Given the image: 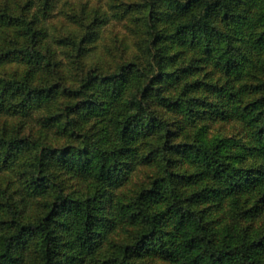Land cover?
<instances>
[{"label": "trees", "instance_id": "trees-1", "mask_svg": "<svg viewBox=\"0 0 264 264\" xmlns=\"http://www.w3.org/2000/svg\"><path fill=\"white\" fill-rule=\"evenodd\" d=\"M59 1L0 4V64L24 65L0 77V113L38 132H0L2 164L36 148L16 198L0 202V264H264V0H141L127 9L137 55L108 73L85 66L94 23L52 36ZM54 44L78 60L75 77ZM155 108L194 136L173 143L179 128ZM209 123L236 131L209 135ZM151 163L159 175L116 192ZM61 173L83 185L67 191Z\"/></svg>", "mask_w": 264, "mask_h": 264}, {"label": "rangeland", "instance_id": "rangeland-1", "mask_svg": "<svg viewBox=\"0 0 264 264\" xmlns=\"http://www.w3.org/2000/svg\"><path fill=\"white\" fill-rule=\"evenodd\" d=\"M26 0H0V4L4 5L7 2L12 9L19 10L20 6L25 4ZM141 0H61L56 7L51 11L49 19L50 33L52 36L64 37L68 39L72 34L83 35L86 29L91 23L95 24V29H100L97 38L89 44V53L87 54L86 68L99 63L100 69L104 73H108L115 70L116 67L124 61L137 55L140 33L137 31V27L133 23H129L127 9L129 6H134ZM5 33V32H4ZM4 35V34H3ZM7 38V37H6ZM5 38V39H6ZM7 41V39H6ZM7 48H10L11 38L8 40ZM12 43L14 44L13 40ZM3 45V43H1ZM55 45V44H54ZM13 47V46H12ZM58 59L68 69V76H76L79 73L78 60L72 59V54L66 56V54L60 52L58 46ZM4 48V46H3ZM5 49V48H4ZM63 51H68L64 49ZM70 56V57H69ZM18 57V56H16ZM74 57V56H73ZM73 62L74 66L71 67L69 62ZM75 62V63H74ZM24 65L20 63L16 58L6 64H0V77L14 78L23 71ZM65 68V69H66ZM70 76V77H71ZM69 77V78H70ZM155 111L159 116L158 119L166 121L170 124V129L179 128L180 134L176 137H172L173 143H182L194 136L193 123H186L178 115L166 112L161 108H155ZM19 114H3L0 113V132H5V137L18 138L28 137L32 141L38 136V132L33 134L29 120ZM97 120H92L90 125H94ZM194 125L199 126L200 123L196 122ZM209 135L221 134H234L236 129L232 128L231 124L221 125V123L208 124ZM182 129V131H181ZM193 133V134H192ZM3 134V133H2ZM151 132L149 133V135ZM156 136L163 134V130L154 131ZM155 136H151L149 140H144L141 151L146 153L148 147L156 143L154 141ZM147 142L151 143L148 144ZM33 143V142H32ZM58 145V143H54ZM145 145V146H144ZM145 147V148H144ZM36 148L32 149V146H25L16 156L12 157L8 165L0 163V202L5 201L4 198L15 197L16 193L21 188L25 171H27L28 163L32 160ZM183 168V165L181 166ZM159 170L156 164L151 163L145 166H139L130 174L128 183L116 190L121 196H129L140 185L148 184L153 178L159 175ZM64 178V184L68 186L69 192H77L83 185L81 182L70 174H60ZM85 184V181H83ZM30 212L34 213L36 210V200L30 199ZM2 212L0 211V218ZM122 230L118 231L120 235H123ZM115 235L114 239H117ZM28 260L34 262V257L28 256ZM153 264H164L160 261H154Z\"/></svg>", "mask_w": 264, "mask_h": 264}]
</instances>
